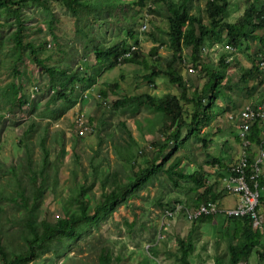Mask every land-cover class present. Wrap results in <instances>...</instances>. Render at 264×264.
<instances>
[{
  "label": "rangeland",
  "instance_id": "374dc122",
  "mask_svg": "<svg viewBox=\"0 0 264 264\" xmlns=\"http://www.w3.org/2000/svg\"><path fill=\"white\" fill-rule=\"evenodd\" d=\"M205 1L192 0L188 5L189 12L200 13L202 20H205ZM244 6L245 0H228V20L234 21L243 12ZM134 8L139 12L133 20L136 30L133 38L126 29L125 20L121 17L117 19L111 12L102 20H93L91 15L86 17L79 9L77 14L73 13L58 0H50L46 6L27 3L22 8L26 26L25 39L44 47L38 55L46 65L62 69L63 72L77 71L79 76L87 74L88 83L76 80L73 75L66 79L63 73L51 79L27 52L23 53L21 60H15L10 37L15 22L13 17L0 14V162L8 165L23 160L25 150L22 139L31 123L35 125L31 134L35 160L40 157L38 139L43 133L47 135L46 143L53 163L50 177L56 176L58 182L54 184L52 191L44 193L40 215H46L52 220L63 215L60 207L63 199H68L67 187L74 185L75 179L78 182H89L94 163L98 164L97 176L103 171H116L128 185L122 192L124 195L107 212L97 220L82 225L79 233L68 241L53 242L51 248L33 264L39 261L43 264H97V255L103 246L111 249L113 257L119 255V258L112 259V264H178L174 258L178 248L177 238L187 237L194 225L192 220L184 218V214L182 216L180 212L166 219L164 210L168 203L187 200L192 191L187 179L181 180L182 187L174 185L166 177L164 168L173 158L181 155L180 164L185 171L193 172L203 167L209 173L206 183L211 184L214 191L222 190L221 175H211L213 164H208L207 161L210 156H216L229 164L237 161L242 151L238 135V110L242 105L264 102L263 84H258L248 92L238 80L252 61H256L259 43L254 38L242 39L234 50H229L226 46V32L222 29L223 36L219 41L212 42L208 48L206 45L203 47V55L211 65L217 63L221 53H225L230 62L222 79V83L228 79V85L223 86L225 93L218 94L215 101L214 110L217 112L209 123L201 126L198 134L183 127L182 145L168 142L162 152L165 160L160 168L132 189L128 182L135 177L133 171L139 165H144L146 159L155 153L154 143L163 140L172 127L161 130L162 121L156 111L145 107L114 109L112 103L124 94L147 92L159 96L179 93L164 74L154 76L151 80L146 79L144 75L150 68L142 63L96 61L93 48L95 44L109 46L125 41L127 48L137 47L150 66L164 67L166 59L172 54L171 49L160 45L157 52L151 54L150 48L154 43L146 32H164L168 28L166 20L150 13L146 7H141L140 10L138 6ZM131 12L132 9H129L127 18ZM180 55V60L174 63L175 68L186 80L189 91L194 86L200 88L206 80V73L200 68H192L189 47L183 48ZM12 81L21 85L25 95L23 102L11 96L8 85ZM59 82L63 83L61 88L57 85ZM108 83L118 85L109 89ZM70 84L75 86V91L70 95L76 99L72 105H68V101L63 98V93L70 92ZM57 89H60L59 94L55 92ZM180 102L182 111L190 113L191 104L182 98ZM128 131L134 141V162L122 161L113 150L114 140L123 141V138L128 137ZM202 139L206 140L205 147ZM61 141L64 142V148L60 153ZM260 172L264 180V155ZM0 184L7 191L13 188L6 177H0ZM110 187L108 181L105 188L100 187L99 180L94 181V185L88 190L90 198L99 201L101 193L108 191ZM261 190L264 194V185ZM221 193L220 203L228 206L234 204L233 194L224 190ZM70 206L71 209H77V204L73 201ZM16 217H19L17 206L5 196H0V223L7 237L14 240L17 238ZM212 217L211 221L197 225L192 233L193 251L189 256L191 264H213L215 255L226 250L227 234L224 224L232 227L234 223L225 220L222 215ZM19 227L20 223L18 229ZM262 230L261 241L255 248L259 252L252 250L239 264H264V226ZM150 245L155 246V253L149 252Z\"/></svg>",
  "mask_w": 264,
  "mask_h": 264
},
{
  "label": "trees",
  "instance_id": "16d2710c",
  "mask_svg": "<svg viewBox=\"0 0 264 264\" xmlns=\"http://www.w3.org/2000/svg\"><path fill=\"white\" fill-rule=\"evenodd\" d=\"M50 0H0V14L4 13L13 17L15 28L11 31L10 37L13 41V49L15 53V60H21L23 53L27 52L30 58L37 66L49 74L51 79H54L59 73H63L67 78L72 75L76 80H83L88 83V75L79 76L76 71L63 72L62 69L50 67L46 65L43 59L38 55L44 47L40 43H34L31 40L25 39V24L23 20L22 8L27 3H39L46 6ZM65 4L73 13L77 14L79 10L82 13L91 15L93 20H102L108 14L113 13L117 19L125 20L126 29L133 38L135 28L133 27V20L137 12L135 6L146 7L147 11L154 15L163 17L168 28L164 32L154 33L148 31V34L154 45L150 48V53L155 54L158 46H167L171 49L172 54L166 59L163 68L150 66L142 57L140 50L136 48H127L125 41L121 43H113L105 46L103 44H95L94 57L100 63H115L119 61H131L144 64L150 68L144 77L148 80L153 79L154 76L164 74L169 81L173 83L179 93H165L163 95H153L151 93H140L131 95H122L114 100L112 106L116 108H132L145 107L147 109L156 111L162 121V128L172 127L167 132L161 141L154 143L155 153L146 159L144 165H139L137 170H134L131 188L135 189L138 184L143 183L148 176L154 174L165 160L162 154L164 147L168 142L173 141L175 144L181 143V130L183 127L189 128L195 134L200 132L201 126L209 123L213 115L217 112L214 110L215 101L218 94L225 93L223 86L228 85L226 78L224 83V72L229 66L230 62L226 59L225 53H221L215 65H211L206 61L203 55V47L208 48L212 42L219 41L223 36L222 29L226 32V45L232 46L234 50L242 39L254 38L259 44L256 52V61H252L251 66L245 69L239 81L245 86L244 89L251 92L258 84L264 85V68L260 66L259 59L264 57V0H245L243 12L234 20H228L227 4L228 0H206L204 5L205 20H202V14H194L189 12L188 5L192 0H177L172 2L170 0H58ZM154 4V5H153ZM129 9H132L131 14L127 18ZM190 48L191 66L196 69L200 68L206 73V80L201 87L194 86L189 91V85H186V80L175 68V61L180 60L181 51L183 48ZM259 54V55H258ZM18 73V72H17ZM249 81L250 85H249ZM57 85L60 88L63 86L62 82ZM117 83H108V88H116ZM242 85V88H243ZM11 96L16 97L19 102L24 101V93L21 85L16 82H10ZM84 90V89H83ZM69 93H63L68 101V105L75 102V98L70 95L75 91V86L70 84ZM56 94H59L60 89H57ZM104 94V91L101 90ZM86 94V93H84ZM60 96L61 93H60ZM180 98L191 104L190 113L182 111ZM228 109L229 106H226ZM185 114V116H184ZM124 125V122L121 123ZM35 125L31 123L26 130V136L22 139L24 144V158L20 163L4 165L0 162V177H6L8 184L13 188L9 191L5 190L0 184V196H5L10 202L17 206L19 217L15 220L20 227L15 230L17 238L14 240L8 238L3 231L0 223V264H33L34 261L40 259L42 254L51 248L53 242H66L71 237L79 233L82 225L95 221L101 214L107 212L117 201L122 197V192L128 187L120 178L116 171H103L100 175H96L98 164L94 163L90 170V181L78 182L74 181V185L68 188V199H63L61 205L62 216H57L55 219H49L40 215L41 204L43 202L44 193L52 191L57 177H50V170L52 169V161L50 160V148L46 143V134L40 135L38 147L40 150L39 159L35 160L33 157V142L31 139L32 131ZM261 127L254 123L251 126L248 134L249 144L245 147L248 154L247 172H251V164L259 155V134ZM56 139V138H55ZM123 141H115L113 143V150L116 156L125 162H134L136 154L133 151V137L128 131V137L123 138ZM202 145L206 146V140L202 139ZM64 148V142L61 141L59 145V152ZM138 152V151H137ZM59 153V154H60ZM61 155V154H60ZM240 156V155H239ZM238 156V157H239ZM182 156L178 155L173 158L164 168L166 177L173 182L174 185L182 187L183 179H187L192 194L188 195L185 201L176 200L173 204L167 205L166 209L173 211L177 204L181 207L176 213L184 214V218L192 220L193 227L187 237H178V248L174 253V258L178 264H191L190 254L193 251L192 233L197 229V225L205 221H211L212 216L222 215L225 220L232 221L234 224L229 227L225 225L227 234L226 250L222 254H216L213 264H239L242 259H246L252 250H254L260 243L263 235L262 228L254 227L246 215L230 216L225 212H216L213 214L202 213L196 218H188L185 207H196L201 203L208 201H217L221 206H225L219 202L222 196V190L214 191L211 184L206 183L207 175L209 174L203 167L197 168L193 172L185 171L180 164ZM208 164H213V172L215 176L225 175L227 165L224 161L219 160L216 156H210ZM54 167V166H53ZM56 170V167H54ZM219 173V174H218ZM259 171L256 179L258 181L259 191L264 185V180ZM76 172H74L75 177ZM56 175V173H55ZM87 174L85 175L86 178ZM52 178V179H51ZM99 180L101 188L107 185L111 187L108 191L101 193L99 201H93L90 198L88 190L94 185V181ZM110 183V184H109ZM200 188L202 190L200 191ZM221 191V192H220ZM260 200L264 204V194L260 191ZM77 204V209H71L70 202ZM92 210V211H89ZM164 210V213H165ZM172 215H164V218H171ZM163 224H165L163 222ZM264 226V223H263ZM262 226V227H263ZM19 230V231H18ZM19 238V239H18ZM150 253H155V246L148 247ZM256 252H259L255 249ZM260 254H263L260 252ZM114 257L119 258V255ZM109 247L103 246L97 255V264H112L114 258ZM37 264H43L41 261Z\"/></svg>",
  "mask_w": 264,
  "mask_h": 264
},
{
  "label": "built area",
  "instance_id": "2783aa9c",
  "mask_svg": "<svg viewBox=\"0 0 264 264\" xmlns=\"http://www.w3.org/2000/svg\"><path fill=\"white\" fill-rule=\"evenodd\" d=\"M226 46L232 49V46ZM259 64L264 68V57L259 59ZM238 118L240 119L238 135L241 139L242 151L237 161L228 164L226 174L221 176L223 182L222 189L235 196L234 204L221 206L217 201H208L196 207H185V210L187 217L190 219L196 218L202 213L225 212L230 216L246 215L254 227L261 229L264 223V204L260 200L258 181L254 179L259 175L260 163L264 155V102L242 105L238 110ZM254 123L259 124L261 127L259 134V155L251 164V172H247L246 168L249 164L247 162L248 154L245 147L250 143L248 134ZM180 207L181 204H177L173 211L166 209L164 215H172Z\"/></svg>",
  "mask_w": 264,
  "mask_h": 264
}]
</instances>
